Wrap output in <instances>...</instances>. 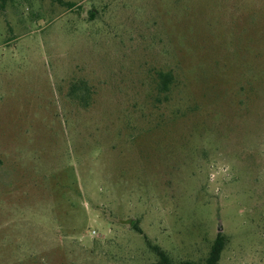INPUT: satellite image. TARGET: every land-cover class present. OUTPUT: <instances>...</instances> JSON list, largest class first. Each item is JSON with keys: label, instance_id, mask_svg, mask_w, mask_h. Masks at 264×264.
I'll list each match as a JSON object with an SVG mask.
<instances>
[{"label": "rangeland", "instance_id": "1", "mask_svg": "<svg viewBox=\"0 0 264 264\" xmlns=\"http://www.w3.org/2000/svg\"><path fill=\"white\" fill-rule=\"evenodd\" d=\"M217 233L264 264V0H0V264H204Z\"/></svg>", "mask_w": 264, "mask_h": 264}, {"label": "trees", "instance_id": "2", "mask_svg": "<svg viewBox=\"0 0 264 264\" xmlns=\"http://www.w3.org/2000/svg\"><path fill=\"white\" fill-rule=\"evenodd\" d=\"M162 77V83L164 84L165 87H167L168 82L171 79V75L169 74H161ZM133 227L139 231V228L136 226V224H133ZM224 246V237L222 234L217 233L215 240L211 246L209 256L206 258V261L204 264H217L220 253L223 249ZM154 252L158 255V262L156 264H171L167 254L160 249L158 246H153ZM183 264H195L194 262H184Z\"/></svg>", "mask_w": 264, "mask_h": 264}]
</instances>
